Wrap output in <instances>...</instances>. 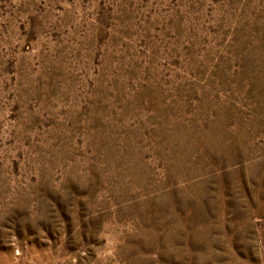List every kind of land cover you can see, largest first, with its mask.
<instances>
[{
	"label": "rangeland",
	"instance_id": "obj_1",
	"mask_svg": "<svg viewBox=\"0 0 264 264\" xmlns=\"http://www.w3.org/2000/svg\"><path fill=\"white\" fill-rule=\"evenodd\" d=\"M0 264H264V0H0Z\"/></svg>",
	"mask_w": 264,
	"mask_h": 264
}]
</instances>
